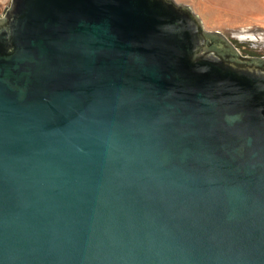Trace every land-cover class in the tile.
<instances>
[{
  "label": "water",
  "instance_id": "obj_1",
  "mask_svg": "<svg viewBox=\"0 0 264 264\" xmlns=\"http://www.w3.org/2000/svg\"><path fill=\"white\" fill-rule=\"evenodd\" d=\"M0 264H264V58L175 0H12Z\"/></svg>",
  "mask_w": 264,
  "mask_h": 264
},
{
  "label": "rangeland",
  "instance_id": "obj_2",
  "mask_svg": "<svg viewBox=\"0 0 264 264\" xmlns=\"http://www.w3.org/2000/svg\"><path fill=\"white\" fill-rule=\"evenodd\" d=\"M175 1L190 6L207 31L221 33L242 51L264 54V0Z\"/></svg>",
  "mask_w": 264,
  "mask_h": 264
},
{
  "label": "flooded vegetation",
  "instance_id": "obj_3",
  "mask_svg": "<svg viewBox=\"0 0 264 264\" xmlns=\"http://www.w3.org/2000/svg\"><path fill=\"white\" fill-rule=\"evenodd\" d=\"M11 2H12V0H6V3L4 4V6L0 3V7H2L3 8V12L5 13L9 8H10V6H11ZM4 13L3 14H1L0 15V17H3V15H4ZM233 43V42H232ZM234 44V43H233ZM236 45V44H235ZM253 45H255V44H253ZM255 46H257V45H255ZM238 47V46H237ZM239 48V50L241 51V53L243 54V55H245V56H249V57H254V58H264V54L263 53H258V52H251V51H246V50H243L242 51V49H240V47H238ZM245 49V48H244Z\"/></svg>",
  "mask_w": 264,
  "mask_h": 264
}]
</instances>
